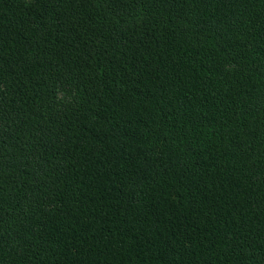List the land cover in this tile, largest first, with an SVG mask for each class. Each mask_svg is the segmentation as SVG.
<instances>
[{
    "label": "trees",
    "instance_id": "trees-1",
    "mask_svg": "<svg viewBox=\"0 0 264 264\" xmlns=\"http://www.w3.org/2000/svg\"><path fill=\"white\" fill-rule=\"evenodd\" d=\"M0 264H264V0H0Z\"/></svg>",
    "mask_w": 264,
    "mask_h": 264
}]
</instances>
